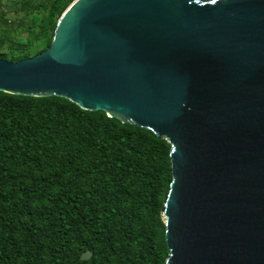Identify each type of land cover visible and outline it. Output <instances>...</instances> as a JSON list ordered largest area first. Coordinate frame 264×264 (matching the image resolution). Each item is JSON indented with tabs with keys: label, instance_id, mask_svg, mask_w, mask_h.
<instances>
[{
	"label": "water",
	"instance_id": "95a60500",
	"mask_svg": "<svg viewBox=\"0 0 264 264\" xmlns=\"http://www.w3.org/2000/svg\"><path fill=\"white\" fill-rule=\"evenodd\" d=\"M0 91L166 140L163 264H264V0H71Z\"/></svg>",
	"mask_w": 264,
	"mask_h": 264
},
{
	"label": "trees",
	"instance_id": "16d2710c",
	"mask_svg": "<svg viewBox=\"0 0 264 264\" xmlns=\"http://www.w3.org/2000/svg\"><path fill=\"white\" fill-rule=\"evenodd\" d=\"M70 1L24 0L32 37L2 46L0 36V58L48 46ZM168 152L101 110L0 91V264H163Z\"/></svg>",
	"mask_w": 264,
	"mask_h": 264
},
{
	"label": "rangeland",
	"instance_id": "374dc122",
	"mask_svg": "<svg viewBox=\"0 0 264 264\" xmlns=\"http://www.w3.org/2000/svg\"><path fill=\"white\" fill-rule=\"evenodd\" d=\"M23 1L0 0V36L6 35L2 46L25 43L32 37L35 27L31 22L30 13L23 8Z\"/></svg>",
	"mask_w": 264,
	"mask_h": 264
}]
</instances>
